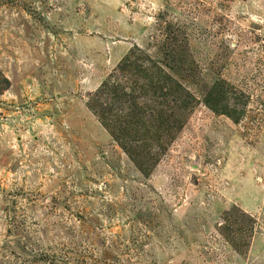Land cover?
<instances>
[{
  "label": "rangeland",
  "instance_id": "1",
  "mask_svg": "<svg viewBox=\"0 0 264 264\" xmlns=\"http://www.w3.org/2000/svg\"><path fill=\"white\" fill-rule=\"evenodd\" d=\"M0 264H264V0H0Z\"/></svg>",
  "mask_w": 264,
  "mask_h": 264
},
{
  "label": "trees",
  "instance_id": "2",
  "mask_svg": "<svg viewBox=\"0 0 264 264\" xmlns=\"http://www.w3.org/2000/svg\"><path fill=\"white\" fill-rule=\"evenodd\" d=\"M224 114H227V113H224ZM103 122V125L109 130V132L112 133V130H111V127H110V124L109 123H106V121L102 120ZM126 150V149H125Z\"/></svg>",
  "mask_w": 264,
  "mask_h": 264
}]
</instances>
